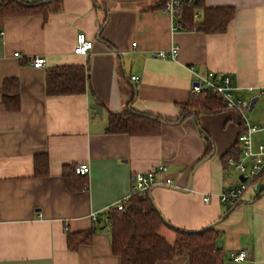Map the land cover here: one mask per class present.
<instances>
[{
	"label": "crops",
	"instance_id": "0c3cea01",
	"mask_svg": "<svg viewBox=\"0 0 264 264\" xmlns=\"http://www.w3.org/2000/svg\"><path fill=\"white\" fill-rule=\"evenodd\" d=\"M165 2L62 0L57 12L4 20L0 264H122L111 244L109 211L132 196L135 174L160 167L167 172L156 179L171 178L172 186L154 188L151 197L168 224L189 232L216 225L224 264H264V195L255 200L261 186L249 189L235 207L219 199L222 191L241 182L242 174L227 157L241 133L236 110L190 116L162 125L154 136L107 132L110 115L129 110L174 121L198 76L212 72L232 76L237 98L258 100L248 121L262 129L253 135L255 147L264 144V94L249 92L264 86V0H205L209 8L235 9L227 31L215 34L176 30L162 10ZM197 13L200 21L203 12ZM83 34L94 42L84 57L74 54L77 36ZM173 47H178L177 59L158 56ZM40 57L46 63L37 69L32 61ZM69 66L85 69V93L49 96V71ZM11 79L20 87L16 112L2 103L4 83ZM94 105L101 107L100 114ZM200 127L213 141L211 154ZM43 154L49 173L40 177L34 159ZM80 164H88L90 174L73 176L76 190H69L63 168ZM92 229L88 245L70 250L68 232ZM170 233L174 236L162 228L165 237ZM236 251H244L246 259L233 261ZM158 264H190V259L178 254Z\"/></svg>",
	"mask_w": 264,
	"mask_h": 264
},
{
	"label": "trees",
	"instance_id": "16d2710c",
	"mask_svg": "<svg viewBox=\"0 0 264 264\" xmlns=\"http://www.w3.org/2000/svg\"><path fill=\"white\" fill-rule=\"evenodd\" d=\"M181 14L178 24L183 31L204 32L206 34L223 33L227 31L230 21L235 15V9L209 8L205 0H180ZM62 0L27 2L25 0H0V28L4 20L9 17H24L49 14L60 10ZM203 12L202 19L196 21L197 12ZM47 94L56 95H80L87 89V73L84 68L69 66L55 67L51 69L46 80ZM186 104L179 105L181 115L170 120L149 114H141L129 110L124 114L110 115L107 132L110 134L121 133L134 136L158 135L162 125L178 124L190 116L198 118L199 115H216L228 110L224 99L210 90H202L200 93H191ZM2 103L9 112L20 109V87L15 79L4 83ZM241 132L244 131L243 121L240 120ZM203 138L209 142V153L214 151L213 141L205 130L200 127ZM227 157L239 160L241 157L239 142L237 147L227 153ZM35 173L37 176H48L49 160L46 154L35 157ZM75 165H66L63 168L64 179L69 190L72 187L70 179L73 176L83 178L75 174ZM261 186L256 196L259 199L264 195V172L254 180ZM85 185L80 184L79 189ZM239 203L236 202L235 205ZM111 244L113 252L120 257L122 264H158L164 260H173L178 254H184L190 259V264H224L222 251L218 248L220 236L216 225L202 231H186L176 229L167 223L166 219L152 201L151 192L146 194L133 193L125 204L123 210L112 209L109 211ZM168 227L174 232V240L170 243L162 234V228ZM95 234V229L89 232L69 233L67 244L70 250L75 251L81 245H88Z\"/></svg>",
	"mask_w": 264,
	"mask_h": 264
},
{
	"label": "built area",
	"instance_id": "2783aa9c",
	"mask_svg": "<svg viewBox=\"0 0 264 264\" xmlns=\"http://www.w3.org/2000/svg\"><path fill=\"white\" fill-rule=\"evenodd\" d=\"M188 2H192V0H188ZM181 7L182 4L180 0H166L162 8L163 12L172 18L176 30L181 29V25L178 24V18L182 10ZM198 16L199 13H197L195 17ZM76 42L77 45L74 49V54L77 56H87L94 47V42L89 41L84 34L77 36ZM157 54L162 59H177L179 56L178 47H173L172 50L168 52L161 51ZM14 55L19 57V53H15ZM45 63L46 60L42 57L36 58L32 61V65L37 69L43 67ZM136 79V77H132V80ZM234 83L235 81L230 75L218 76L217 74L210 72L207 75L198 76V80L192 88V93L195 94L207 89L216 95L218 94L222 96L227 109L236 110L244 124V131L238 136L241 146V159L238 161L231 159L230 163L239 170L246 180L244 182H240V184L234 187L225 189L221 192L219 197L221 202L230 205H234L236 202L240 201L249 189L258 191L260 189V185L255 183L254 180L261 176L264 172V144L256 148L253 139V135L262 129L257 125L251 124L247 117L253 99L242 100L237 98L234 95V91L236 90ZM249 92L252 94L257 93L259 95L264 94V86L259 88H249ZM166 172V167H160L159 169H153L146 173L135 174L133 176V193L146 194V192H151L154 188L161 187V185L172 186L171 178L161 180V182L156 179L157 175L165 174ZM75 174L87 177V175L90 174L89 165L80 164L76 166ZM128 199L120 201L117 204L116 209L123 210L125 204L128 202ZM209 200L210 199L208 197L205 198L206 202ZM94 218L97 220V217L94 216ZM231 257L233 261L237 263L245 260L247 256L244 251H236V253L231 254Z\"/></svg>",
	"mask_w": 264,
	"mask_h": 264
},
{
	"label": "water",
	"instance_id": "95a60500",
	"mask_svg": "<svg viewBox=\"0 0 264 264\" xmlns=\"http://www.w3.org/2000/svg\"><path fill=\"white\" fill-rule=\"evenodd\" d=\"M257 101H258V100H257L256 98L252 100L251 105H250V108H249L250 112L253 111L252 109H253L254 105L257 103ZM91 108H92L94 111H96L97 114H100L101 107L94 105V106H92ZM240 180H241V182H244L246 179H245L243 176H241V177H240ZM213 226H214V225H211V226H209L208 228H211V227H213Z\"/></svg>",
	"mask_w": 264,
	"mask_h": 264
},
{
	"label": "rangeland",
	"instance_id": "374dc122",
	"mask_svg": "<svg viewBox=\"0 0 264 264\" xmlns=\"http://www.w3.org/2000/svg\"><path fill=\"white\" fill-rule=\"evenodd\" d=\"M252 114H247V117H250ZM166 238H167V240L170 242V243H172L173 242V239H174V236H173V234L172 233H170V234H167L166 235Z\"/></svg>",
	"mask_w": 264,
	"mask_h": 264
}]
</instances>
